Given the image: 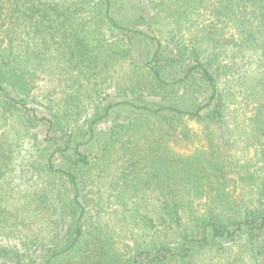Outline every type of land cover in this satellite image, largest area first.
Returning a JSON list of instances; mask_svg holds the SVG:
<instances>
[{
  "label": "trees",
  "instance_id": "obj_1",
  "mask_svg": "<svg viewBox=\"0 0 264 264\" xmlns=\"http://www.w3.org/2000/svg\"><path fill=\"white\" fill-rule=\"evenodd\" d=\"M133 1L0 0V264H264V0Z\"/></svg>",
  "mask_w": 264,
  "mask_h": 264
},
{
  "label": "rangeland",
  "instance_id": "obj_2",
  "mask_svg": "<svg viewBox=\"0 0 264 264\" xmlns=\"http://www.w3.org/2000/svg\"><path fill=\"white\" fill-rule=\"evenodd\" d=\"M134 1L137 2V4H139L140 6H143L146 3L145 0H139V1L134 0ZM134 1H133V3H134ZM156 4H158V3H156ZM158 6H159V9L164 12V14L163 13H161V14L163 16L165 15L163 22L165 24L167 22H169L171 27L176 29L178 32H179V29H181L180 30L181 33L177 34L178 32H176V33H172V34H175L177 38H180L179 36L186 37V35L184 34V30H182L181 27H188L191 24V22L189 21V23H186V21L182 18L176 19L175 22H172L170 19L167 18V15H170L171 13L173 14L174 11H181V6L178 5V3H176L175 5H172V4L169 5L167 3H164V4H160ZM148 9H150V8H148ZM155 9H158V8H156V6H155ZM173 17H174V14H173ZM116 72H118V71H116Z\"/></svg>",
  "mask_w": 264,
  "mask_h": 264
}]
</instances>
